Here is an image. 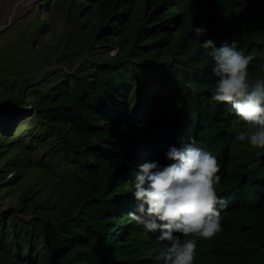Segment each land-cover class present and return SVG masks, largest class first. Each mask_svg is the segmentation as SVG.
I'll return each mask as SVG.
<instances>
[{
    "label": "trees",
    "instance_id": "16d2710c",
    "mask_svg": "<svg viewBox=\"0 0 264 264\" xmlns=\"http://www.w3.org/2000/svg\"><path fill=\"white\" fill-rule=\"evenodd\" d=\"M75 5L67 48L77 42L72 36L96 43L119 36L121 51L99 58L91 71L81 64L45 70L42 78L50 83L29 88L41 118L61 132L60 142L50 134L16 137L12 125L8 132L0 130L3 169L13 172L0 176V188L18 184L38 167L34 151L43 150V162L51 153L66 165L84 160L83 173L69 174L75 193L63 209L50 212L59 199L41 198L45 185L53 186L46 166L40 168L41 181L21 185L18 205L0 207V264H154L167 242L130 220L136 200L127 184H134L139 165L170 163L168 149L192 138L217 157L216 191L227 201L226 207L218 205L222 229L211 240L181 236L182 242H197L194 264H264V149L235 141L249 126L231 104L211 99L217 78L202 43L212 39L219 47L235 41L238 50L253 56L249 79L264 77V0H77ZM91 15L97 20L90 25ZM36 19L46 27L45 18ZM196 27L206 28V34L196 37ZM34 31L36 39L38 25ZM59 58L74 59L69 50ZM190 82L195 92L187 87ZM14 100L0 106V127L10 121L3 110ZM31 143L46 147L33 151ZM29 211L33 215H23Z\"/></svg>",
    "mask_w": 264,
    "mask_h": 264
},
{
    "label": "clouds",
    "instance_id": "9594fccd",
    "mask_svg": "<svg viewBox=\"0 0 264 264\" xmlns=\"http://www.w3.org/2000/svg\"><path fill=\"white\" fill-rule=\"evenodd\" d=\"M194 31L200 38L207 29L196 27ZM202 43L212 57V73L217 78L211 99L231 104L240 121L249 126L237 133L235 141L264 149V77L249 79L253 56L238 50L235 41L225 40L219 47L212 39ZM187 87L197 90L191 82ZM166 158L170 163L165 165L159 161L139 165L132 192L136 210L128 216L146 232L158 231L157 239L167 242L155 255L154 264H194L197 242H182L181 236L207 241L221 231L218 205L226 207L227 201L216 191L220 164L195 138L183 147L171 146Z\"/></svg>",
    "mask_w": 264,
    "mask_h": 264
},
{
    "label": "rangeland",
    "instance_id": "374dc122",
    "mask_svg": "<svg viewBox=\"0 0 264 264\" xmlns=\"http://www.w3.org/2000/svg\"><path fill=\"white\" fill-rule=\"evenodd\" d=\"M47 1H0V106H3L8 98H15L13 104L6 106L3 110V114L9 117L10 121H6L5 125L1 124L0 130L4 133L8 132L10 125H12L11 134L16 137L30 133L42 138L45 134H50L56 136L54 139L56 142H60L61 132L54 124H50L41 118V112H38L36 105L32 104L33 100H36L35 94L29 92V88L49 84L50 78H42L44 71L60 65L75 68L81 64L83 71H91L99 58L121 51V37H114L108 43H96V38L86 37L78 42L80 38L72 36L73 40L77 42L72 41L67 48V43L70 40L69 32L73 27V18L78 13V7H75L77 0H59V4H56L55 0ZM16 4L18 5L17 8L15 7ZM72 5L75 6L71 8ZM85 12L88 10L86 9ZM38 14L47 20L46 27L41 22L38 24L36 19ZM96 20V16H89L90 25ZM37 25L40 36L35 39L33 32H35ZM89 45L92 47L90 48ZM108 47L110 49L106 51ZM68 50L72 52L73 61L59 60V55L68 52ZM28 140L23 143L27 144ZM31 145L33 151L35 148L43 149L46 147L35 143H31ZM14 150L15 148H12L9 152ZM42 153L43 150H39L38 153L32 152L34 164L39 168H33L18 184L0 188V207L18 205L21 185L29 186L30 182L35 179L41 181L42 166H46V172L53 175V186L51 185L52 187L49 189V184H46L41 198L48 199V203H53L58 198L60 202L58 206L51 208L50 212L63 209L74 197L76 182L69 178V174L75 170L83 173L84 160L75 161L72 159L66 165L64 162H59L58 158L55 157L56 155L51 153L46 155V160L43 162L40 160ZM5 167L11 168L12 166ZM3 168L4 165L0 159V176L10 177L13 172ZM69 171L70 173L66 174ZM47 175L45 173L48 179ZM68 179L72 180V184L68 182ZM130 185L133 183L127 184V186ZM23 215L29 217L33 213L29 211Z\"/></svg>",
    "mask_w": 264,
    "mask_h": 264
},
{
    "label": "bare ground",
    "instance_id": "6f19581e",
    "mask_svg": "<svg viewBox=\"0 0 264 264\" xmlns=\"http://www.w3.org/2000/svg\"><path fill=\"white\" fill-rule=\"evenodd\" d=\"M0 1H1V0H0ZM15 7L17 8V7H18V5L16 4V5H15ZM16 8H15V9H16Z\"/></svg>",
    "mask_w": 264,
    "mask_h": 264
}]
</instances>
